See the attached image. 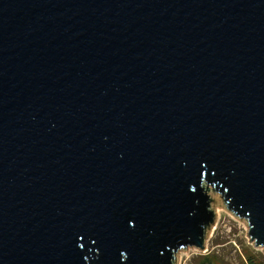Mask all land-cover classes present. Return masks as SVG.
I'll return each instance as SVG.
<instances>
[{
  "label": "water",
  "instance_id": "water-1",
  "mask_svg": "<svg viewBox=\"0 0 264 264\" xmlns=\"http://www.w3.org/2000/svg\"><path fill=\"white\" fill-rule=\"evenodd\" d=\"M209 190L264 249V0H0V264H175Z\"/></svg>",
  "mask_w": 264,
  "mask_h": 264
},
{
  "label": "rangeland",
  "instance_id": "rangeland-1",
  "mask_svg": "<svg viewBox=\"0 0 264 264\" xmlns=\"http://www.w3.org/2000/svg\"><path fill=\"white\" fill-rule=\"evenodd\" d=\"M214 201L211 207L215 213L214 223L206 233L205 249L195 245L181 248L176 253L175 264H202V255L210 253L215 264H246L248 254L264 262V249L251 240L249 223L246 218L237 216L227 208L220 193L209 190Z\"/></svg>",
  "mask_w": 264,
  "mask_h": 264
},
{
  "label": "trees",
  "instance_id": "trees-1",
  "mask_svg": "<svg viewBox=\"0 0 264 264\" xmlns=\"http://www.w3.org/2000/svg\"><path fill=\"white\" fill-rule=\"evenodd\" d=\"M245 259L246 264H259L257 258L252 256L251 254L245 256ZM212 260L214 261L213 256L210 253L202 255V264H215L212 262ZM261 264H264V262H262Z\"/></svg>",
  "mask_w": 264,
  "mask_h": 264
}]
</instances>
